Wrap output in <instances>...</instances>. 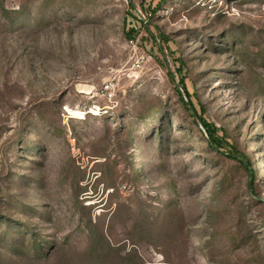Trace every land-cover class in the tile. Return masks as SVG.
Returning <instances> with one entry per match:
<instances>
[{
    "label": "rangeland",
    "instance_id": "obj_1",
    "mask_svg": "<svg viewBox=\"0 0 264 264\" xmlns=\"http://www.w3.org/2000/svg\"><path fill=\"white\" fill-rule=\"evenodd\" d=\"M140 263L264 264V0H0V264Z\"/></svg>",
    "mask_w": 264,
    "mask_h": 264
},
{
    "label": "trees",
    "instance_id": "obj_2",
    "mask_svg": "<svg viewBox=\"0 0 264 264\" xmlns=\"http://www.w3.org/2000/svg\"><path fill=\"white\" fill-rule=\"evenodd\" d=\"M188 94H189V93H188ZM205 125H207V126H208V123H207L206 121H205ZM215 140H216V139H215ZM217 141H218V140H216V142H217ZM217 143H218V144H220V142H219V141H218ZM242 157H244V158H242V159H241L242 161H244L243 159H245V158L247 159V157H246V156H244V155H243ZM253 178H254V181H255V175H254V174H253ZM254 181H253V182H254ZM140 264H142V263H140Z\"/></svg>",
    "mask_w": 264,
    "mask_h": 264
}]
</instances>
